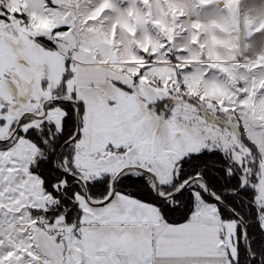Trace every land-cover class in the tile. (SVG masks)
<instances>
[{
    "label": "snow or ice",
    "instance_id": "1",
    "mask_svg": "<svg viewBox=\"0 0 264 264\" xmlns=\"http://www.w3.org/2000/svg\"><path fill=\"white\" fill-rule=\"evenodd\" d=\"M0 264H264V0H0Z\"/></svg>",
    "mask_w": 264,
    "mask_h": 264
}]
</instances>
